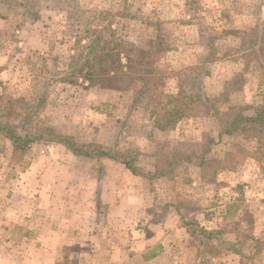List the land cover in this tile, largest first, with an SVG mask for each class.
I'll return each mask as SVG.
<instances>
[{
  "label": "rangeland",
  "instance_id": "374dc122",
  "mask_svg": "<svg viewBox=\"0 0 264 264\" xmlns=\"http://www.w3.org/2000/svg\"><path fill=\"white\" fill-rule=\"evenodd\" d=\"M94 40L154 52L161 83L86 87L71 66ZM189 66L206 72L201 85L210 109H189L174 127L160 129L154 108L181 91L182 69ZM261 106L264 0H0V121L19 134L47 137L51 130L77 143L114 148L146 171L179 154L193 155L150 185L112 159L74 155L43 139L14 149L0 134L5 208L12 189L23 197L43 182L56 184L70 214L86 211L89 199L90 207L110 215L113 239L129 238L140 251L134 240L148 238L145 256L161 251L160 241L168 237V259L158 264H189L193 256L195 264H264V143L239 133L218 137L229 115L252 116ZM201 155L202 167L194 163ZM13 202L21 205L22 199ZM22 206L19 233L28 237L36 229H28L26 219L37 221ZM124 218L129 226L121 228ZM77 221L66 226L73 229ZM185 222L221 231L234 249L212 242L210 251L198 252ZM78 233L65 231V249L74 247ZM47 244L46 251L58 250ZM32 247L21 241L14 251L5 245L3 253L22 256Z\"/></svg>",
  "mask_w": 264,
  "mask_h": 264
},
{
  "label": "trees",
  "instance_id": "16d2710c",
  "mask_svg": "<svg viewBox=\"0 0 264 264\" xmlns=\"http://www.w3.org/2000/svg\"><path fill=\"white\" fill-rule=\"evenodd\" d=\"M99 40V39H98ZM98 40L87 43L86 53L81 62L72 65V73L86 82V87L105 86L115 89H126L130 84L138 81L142 84L156 88L161 83L160 71L155 65V53L135 47L120 48L110 47L107 44H99ZM83 50V49H82ZM82 54V53H81ZM122 55L124 59H122ZM199 66H189L182 69L180 87L175 96L163 102L162 106H155V124L160 129L172 128L180 118L187 115V110L207 111L210 109V99L203 92L202 76ZM77 78V79H78ZM75 81V80H74ZM218 137L223 134L239 133L245 136H255L259 143H264V106L259 107L254 115L244 116L240 112L229 115L220 125ZM0 134L7 138L14 149L25 150L31 143L38 139L63 144L74 155L84 157L108 158L121 164L132 175L148 181L150 185L155 179L164 176L168 170L179 164L191 162L192 153L189 155H177L173 163L167 162L162 166H156L153 171L144 170L135 163V157L124 154L114 148L99 146L92 143H77L70 135H61L49 130L47 137L42 134L17 133L16 127L7 121H0ZM262 145V144H261ZM195 157V156H194ZM196 165L202 167L203 156L198 157ZM192 222L184 225L188 234L193 238L199 251H208L214 246L212 242L227 244L233 248V243L225 242L219 230H207L201 226H192ZM191 225V226H190ZM234 249V248H233Z\"/></svg>",
  "mask_w": 264,
  "mask_h": 264
},
{
  "label": "crops",
  "instance_id": "0c3cea01",
  "mask_svg": "<svg viewBox=\"0 0 264 264\" xmlns=\"http://www.w3.org/2000/svg\"><path fill=\"white\" fill-rule=\"evenodd\" d=\"M56 182H60L59 177H57ZM42 184L38 187L40 189H36L33 192L26 191L23 197L12 189V192L7 194L11 197V205H8L7 208H5L4 204L0 205V264H149V261L158 264L168 259V237H164L160 241L163 247L161 251L145 256L144 246L150 243L148 238L147 240H142V238L137 241L134 240V243L141 245L143 249L140 251L133 250L131 239H124V237L118 241L113 239L110 228L112 224H108L112 221L110 215H105L94 204L90 207L91 201L89 199V207L86 211L83 210L76 214V211L72 210L70 214L69 208H66V203L64 202L65 191L56 184L53 187L46 185L45 182ZM20 198L22 199L21 205L13 202ZM1 199L3 200L4 197H1ZM25 204L28 206L25 210L26 215L33 216V219L37 221L32 222V217L26 219V223H31L28 224V229H36L34 230L35 233L31 236L27 235L28 237H25L26 232L24 235L19 233L20 215L25 213L22 212L24 207L22 205ZM127 210L126 208L122 209L123 216ZM76 217L79 218L76 227L69 229L66 225L76 221ZM96 218H99L98 223L95 220ZM128 221L124 218L120 227H128L129 225L126 224ZM114 227L112 226V228ZM95 228L97 229L95 230ZM76 230L79 233L73 240L74 247L68 250L65 249L68 246V242L63 239L65 231L73 232ZM4 233L7 235L4 236ZM122 235L125 236L126 233ZM21 241L23 243L27 242L31 246L33 245L31 253L23 254L22 256L19 252L17 254L3 253V248L8 251L5 245H10L12 251H14L13 248L19 246ZM32 241L35 242L32 244ZM47 243H52L54 250L55 246L58 250L56 252L46 251ZM36 246H39L37 247L38 252L40 251L38 254L35 253L34 247ZM193 258H191L193 261L188 260V262H191L189 264H195V256ZM178 259L182 261L180 257Z\"/></svg>",
  "mask_w": 264,
  "mask_h": 264
}]
</instances>
